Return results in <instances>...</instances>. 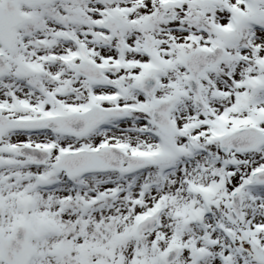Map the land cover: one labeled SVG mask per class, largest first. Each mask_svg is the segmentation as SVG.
<instances>
[{
	"label": "snow or ice",
	"instance_id": "6c2138e0",
	"mask_svg": "<svg viewBox=\"0 0 264 264\" xmlns=\"http://www.w3.org/2000/svg\"><path fill=\"white\" fill-rule=\"evenodd\" d=\"M0 264H264V0H0Z\"/></svg>",
	"mask_w": 264,
	"mask_h": 264
}]
</instances>
